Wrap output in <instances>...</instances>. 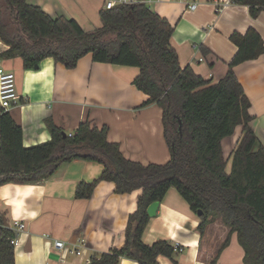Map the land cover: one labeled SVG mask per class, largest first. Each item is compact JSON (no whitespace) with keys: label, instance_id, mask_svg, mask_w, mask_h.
I'll return each mask as SVG.
<instances>
[{"label":"trees","instance_id":"trees-1","mask_svg":"<svg viewBox=\"0 0 264 264\" xmlns=\"http://www.w3.org/2000/svg\"><path fill=\"white\" fill-rule=\"evenodd\" d=\"M245 4L252 17L264 10V0H234ZM100 25L88 31L64 14L52 15L27 0H0V40L6 50L2 58L19 56L25 69H36L50 56L68 68L87 53L94 62L135 66L132 84L146 94L144 104L155 102L162 110L164 140L169 149L165 163L144 165L124 157L120 145L107 139L106 125L82 120L69 135L45 120L47 141L24 146L21 126L6 110H0V184L46 180L56 168L71 159L102 164L92 181L79 182L77 198L91 196L101 181H111L114 193L140 189L134 212L124 230V244L92 255L86 264H119L120 257L139 264H158L157 257H171L175 250L166 240L142 241L150 220L146 207L161 201L174 188L198 215L202 235L219 218L228 227L224 241L208 264H216L218 253L232 233L243 249L244 264H264V147L257 139L249 112L250 100L243 91L234 66L264 53V40L249 27L229 39L236 51L223 76L216 82L181 66L170 43L174 27L160 17L146 0L117 3L99 10ZM203 52L211 53L207 48ZM238 125L242 133L225 157L222 140ZM14 232L0 211V264L14 263Z\"/></svg>","mask_w":264,"mask_h":264},{"label":"crops","instance_id":"crops-1","mask_svg":"<svg viewBox=\"0 0 264 264\" xmlns=\"http://www.w3.org/2000/svg\"><path fill=\"white\" fill-rule=\"evenodd\" d=\"M27 1L54 16L71 17L91 31L100 25L99 10L106 0ZM193 1L194 10L188 9ZM146 3L174 27L170 43L180 65H188L211 83L223 76L236 51L229 39L231 33L244 34L253 27L264 40V10L252 17L247 5L234 0L223 9H215L214 0ZM203 48L211 53L205 54ZM6 49L0 40V52ZM38 64L36 69H25L19 56L0 57V66L14 73L20 100L6 111L21 126L24 146L49 140L50 131L45 125L48 117L67 134H73L82 120L89 119L97 127L107 126L108 141L117 142L125 158L144 165L169 160L162 110L155 102L144 104L148 96L132 84L135 66L94 62L89 53L81 56L73 68L50 56ZM234 72L250 100V124L264 147V53L235 65ZM242 129L243 125L236 126L231 136L222 140L225 157L235 147ZM101 170L100 162L71 159L60 164L46 180L0 184V211L6 214L11 227L18 221L24 223L13 246L15 264H86L92 255L124 244L125 224L134 212L140 189L114 193V184L101 180L90 197L80 199L74 195L79 182L97 179ZM166 192L156 215L146 225L142 241L151 244L162 239L175 246L171 257L156 258L158 264H208L228 227L217 218L200 235L197 214L174 188ZM54 239L63 241L65 247L58 249ZM242 255L234 232L218 253L216 264H244ZM119 260V264H139L123 256Z\"/></svg>","mask_w":264,"mask_h":264},{"label":"built area","instance_id":"built-area-1","mask_svg":"<svg viewBox=\"0 0 264 264\" xmlns=\"http://www.w3.org/2000/svg\"><path fill=\"white\" fill-rule=\"evenodd\" d=\"M129 0H106L104 3V8H111V6L117 3H126ZM187 3V0H181ZM232 0H214L215 9H223L227 6ZM196 6V2L188 3V9L194 10ZM200 59V58H199ZM20 100L19 95L15 90V81H14V73L6 70L4 67L0 66V108L6 110L14 104H16ZM72 135V133H69ZM24 223L23 222H15L11 229L14 232V236L10 239V243L12 246H16L18 241L16 235L18 232L23 231ZM53 245H55L58 249H63L65 247L63 241L59 239H54ZM182 250V248H178ZM81 251H76L77 254H80Z\"/></svg>","mask_w":264,"mask_h":264},{"label":"water","instance_id":"water-1","mask_svg":"<svg viewBox=\"0 0 264 264\" xmlns=\"http://www.w3.org/2000/svg\"><path fill=\"white\" fill-rule=\"evenodd\" d=\"M131 1H138V0H131ZM159 205V201H152L150 204L146 207L147 213L149 217H154L157 213V208ZM201 214V210L197 212V216Z\"/></svg>","mask_w":264,"mask_h":264},{"label":"rangeland","instance_id":"rangeland-1","mask_svg":"<svg viewBox=\"0 0 264 264\" xmlns=\"http://www.w3.org/2000/svg\"><path fill=\"white\" fill-rule=\"evenodd\" d=\"M98 23L100 24V18H98ZM227 149V146L225 147V150ZM225 152V151H224Z\"/></svg>","mask_w":264,"mask_h":264}]
</instances>
